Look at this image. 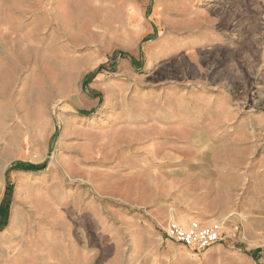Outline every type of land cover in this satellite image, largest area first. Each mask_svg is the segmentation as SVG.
<instances>
[{
	"label": "rangeland",
	"instance_id": "rangeland-1",
	"mask_svg": "<svg viewBox=\"0 0 264 264\" xmlns=\"http://www.w3.org/2000/svg\"><path fill=\"white\" fill-rule=\"evenodd\" d=\"M0 264H264V0H0Z\"/></svg>",
	"mask_w": 264,
	"mask_h": 264
},
{
	"label": "built area",
	"instance_id": "built-area-1",
	"mask_svg": "<svg viewBox=\"0 0 264 264\" xmlns=\"http://www.w3.org/2000/svg\"><path fill=\"white\" fill-rule=\"evenodd\" d=\"M167 238L183 245L194 253H204L221 242L218 226H203L196 221H172L165 232Z\"/></svg>",
	"mask_w": 264,
	"mask_h": 264
},
{
	"label": "trees",
	"instance_id": "trees-1",
	"mask_svg": "<svg viewBox=\"0 0 264 264\" xmlns=\"http://www.w3.org/2000/svg\"><path fill=\"white\" fill-rule=\"evenodd\" d=\"M9 189H11L10 187H8L6 193H7V198L10 195ZM7 206H5V210H6ZM5 210L3 211V216H5Z\"/></svg>",
	"mask_w": 264,
	"mask_h": 264
},
{
	"label": "crops",
	"instance_id": "crops-1",
	"mask_svg": "<svg viewBox=\"0 0 264 264\" xmlns=\"http://www.w3.org/2000/svg\"><path fill=\"white\" fill-rule=\"evenodd\" d=\"M210 251V254L211 255H213L214 254V252L213 251H211V249H209L207 252H209Z\"/></svg>",
	"mask_w": 264,
	"mask_h": 264
}]
</instances>
